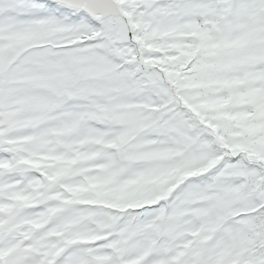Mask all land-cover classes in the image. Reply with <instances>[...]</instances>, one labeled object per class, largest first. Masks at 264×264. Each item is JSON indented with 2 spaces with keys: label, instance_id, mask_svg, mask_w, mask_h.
<instances>
[{
  "label": "snow or ice",
  "instance_id": "snow-or-ice-1",
  "mask_svg": "<svg viewBox=\"0 0 264 264\" xmlns=\"http://www.w3.org/2000/svg\"><path fill=\"white\" fill-rule=\"evenodd\" d=\"M0 264H264V0H0Z\"/></svg>",
  "mask_w": 264,
  "mask_h": 264
}]
</instances>
